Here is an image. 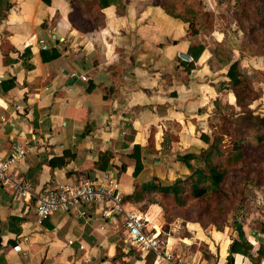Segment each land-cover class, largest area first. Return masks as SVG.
Instances as JSON below:
<instances>
[{
  "label": "crops",
  "instance_id": "1",
  "mask_svg": "<svg viewBox=\"0 0 264 264\" xmlns=\"http://www.w3.org/2000/svg\"><path fill=\"white\" fill-rule=\"evenodd\" d=\"M167 9L159 0H0V153L25 147L14 172L33 195L20 203L0 184V264H154V253L125 245L121 217L103 219L93 204L84 218L57 212L37 225L35 196L111 171L125 207L141 214L160 195L139 189L189 174L176 156L205 146L198 121L209 119L216 91L201 80L204 51L196 62L188 53L202 43ZM147 204L141 215L161 234L162 210ZM209 226L165 233L166 249L192 264H226L238 237ZM244 237L251 250L233 264H264V240ZM201 243L207 256L191 250Z\"/></svg>",
  "mask_w": 264,
  "mask_h": 264
},
{
  "label": "rangeland",
  "instance_id": "2",
  "mask_svg": "<svg viewBox=\"0 0 264 264\" xmlns=\"http://www.w3.org/2000/svg\"><path fill=\"white\" fill-rule=\"evenodd\" d=\"M159 2L169 10L175 5L177 15L191 20V24L186 23L187 33L205 47L202 61L207 64L208 72L203 74L201 80L210 83L216 95L207 122L206 118L198 121V134L208 135L209 143L214 138L220 139L225 160L232 153L233 141H242L245 146L239 163H224V194L220 199L224 210H211V199L205 201V204L210 205L208 213L201 212V209L195 210L196 207L178 209L170 198L157 195L150 196L155 199L145 201L138 206V210L143 214L147 203L156 201L163 213L160 239L164 238L165 233L185 236V227L200 225L194 222L200 219L203 225L213 221V228H228L231 236L238 237L237 227H241L246 237L256 232L264 240V232H261L264 231V133L260 129L252 128L251 131L250 128L252 122L258 123V118L264 117V0ZM194 30L198 31L196 36L193 35ZM233 62H237L242 80V84L235 89L229 85L227 77ZM202 109L201 116H204L205 108ZM256 134L261 135L258 137ZM206 147L195 152L197 161L192 162L193 168L204 160L205 154L200 152ZM169 159L167 165L171 167L169 164L175 161V157ZM162 206L179 216H165ZM154 224L159 226L157 222ZM211 227L208 225L206 228ZM191 250L201 251L202 255L207 256L203 243L192 245Z\"/></svg>",
  "mask_w": 264,
  "mask_h": 264
},
{
  "label": "built area",
  "instance_id": "3",
  "mask_svg": "<svg viewBox=\"0 0 264 264\" xmlns=\"http://www.w3.org/2000/svg\"><path fill=\"white\" fill-rule=\"evenodd\" d=\"M42 48L45 46L42 43ZM83 81L86 77L81 76ZM14 154L5 156L0 153V184L11 191V197L17 202H24L33 195L24 177L14 172V168L26 155L22 145H16ZM35 216L37 225L57 212L72 214L77 218L87 216L86 206L99 205L103 219H122L125 232L124 243L141 253H154V264H192L181 260L166 249L167 242L160 239L157 227H149L148 221L137 211L127 209L116 174L103 171L91 179L77 183H60L43 190L35 196ZM72 242L69 241V244ZM16 252H23L20 244L13 247Z\"/></svg>",
  "mask_w": 264,
  "mask_h": 264
},
{
  "label": "trees",
  "instance_id": "4",
  "mask_svg": "<svg viewBox=\"0 0 264 264\" xmlns=\"http://www.w3.org/2000/svg\"><path fill=\"white\" fill-rule=\"evenodd\" d=\"M176 6L174 5L171 10L167 9V12L170 16L181 19L184 23L191 24V20L183 19L179 15L175 13ZM198 33L197 30L193 31V35L196 36ZM205 47L202 44L194 45L192 44L188 50L190 57H192L193 61L196 62L201 54L203 53ZM237 62H233L229 66V70L227 73V77L229 79V85L235 89L242 84L241 75L237 69ZM191 69L193 64L189 66ZM12 84L9 88H12ZM237 99V95H235ZM251 131L253 129H260L264 133V117L258 118V123L251 124ZM260 137L261 134H256ZM199 139L207 145V147L201 150L200 153L205 154V158L202 163H199V166L193 168L192 162L197 161V154L187 153L183 155H177L176 161L185 165V167L190 171V174L184 178H178L173 183L170 184H162L160 182L153 184L152 186H147L143 189H139L137 195H150V194H158L165 198H170L175 206L178 209H182L183 207H196L195 210L201 209V212L208 213L210 210V205L205 204V201L211 199V210L220 212L223 209V206L220 203V199L224 194L222 182L225 179V162L239 163L240 157L242 156V150L244 148V142L242 141H233V149L232 153L227 160L223 159L224 153L220 148L221 140L218 138H214L211 143L208 135L201 134ZM209 144V145H208ZM139 148L135 147V152L138 151ZM106 166H102L101 170H104ZM140 160L136 158V164L134 169V176L141 171ZM193 205V206H191ZM162 209L165 212V216L170 214L178 217L179 215L174 214L172 212H168L162 206ZM196 223H201V227L205 228L208 225H213V221H209L208 224H202L200 219L195 220ZM216 230L221 231L222 229L215 227ZM238 231V240H233V242L229 246L228 257L226 259V264H233V255L234 254H247L249 250H251V246L246 241L243 231L241 227H237ZM258 233L254 232L252 236H257Z\"/></svg>",
  "mask_w": 264,
  "mask_h": 264
}]
</instances>
